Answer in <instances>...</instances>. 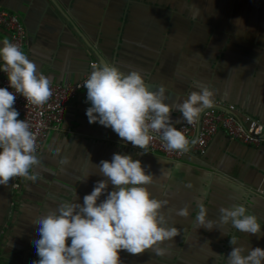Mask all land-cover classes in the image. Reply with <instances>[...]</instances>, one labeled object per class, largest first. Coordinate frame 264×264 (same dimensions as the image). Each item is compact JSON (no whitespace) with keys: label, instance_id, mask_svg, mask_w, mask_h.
Listing matches in <instances>:
<instances>
[{"label":"crops","instance_id":"crops-1","mask_svg":"<svg viewBox=\"0 0 264 264\" xmlns=\"http://www.w3.org/2000/svg\"><path fill=\"white\" fill-rule=\"evenodd\" d=\"M0 8L21 17L28 36L24 53L54 83L79 81L91 61L110 62L125 73L141 71L153 87L162 85L169 105L198 91V82L214 92L213 105H234L264 124V0H0ZM4 38L9 33L0 28ZM85 97L83 89L60 128L49 132L36 179L25 178L19 191L12 190L13 178L0 186V264L37 260L35 219L60 201L77 197L82 203L104 179L93 165L110 161L113 153L147 166L153 175L148 190L166 202L165 226L178 229L173 241L161 245L162 255L121 251V264H225L232 247L264 249V234L258 238L223 225L227 234L221 235L192 222L199 203L213 221L220 207L242 203L264 233V147L232 141L220 130L205 155L170 160L130 148L110 128L90 124ZM170 117L172 124L186 123L177 111ZM184 207L189 215H176Z\"/></svg>","mask_w":264,"mask_h":264},{"label":"clouds","instance_id":"clouds-1","mask_svg":"<svg viewBox=\"0 0 264 264\" xmlns=\"http://www.w3.org/2000/svg\"><path fill=\"white\" fill-rule=\"evenodd\" d=\"M0 73L8 87H0V186L14 177L35 180L37 164L36 135L23 119H17L13 107L16 96L33 105L45 104L52 95V78L38 70L37 64L7 38L0 40ZM86 89L85 116L90 124L110 128L134 148L145 149L155 134L169 151L187 152L196 140H189L173 127L170 112L177 111L193 124L199 114L214 104V92L194 82L192 90L179 103H166L162 85L151 86L141 71L126 73L114 63L93 64L83 80ZM64 163V161H61ZM98 180L82 203L60 201L55 208L39 215L34 223L38 239L33 241L37 260L32 264H121L120 252L136 255L151 250L162 255L164 242L178 235L175 226H165L161 209L166 203L155 198L147 188L153 175L139 159L113 153L98 165ZM89 176V175H88ZM86 176L81 181L87 179ZM109 185L112 190H108ZM103 196V199H101ZM192 221L197 229L230 225L241 233H261V223L248 213L242 203L219 208V219L207 218V209L199 203ZM187 217V207L176 210ZM67 241V243H66ZM236 245L235 240L229 241ZM225 264H264V249L232 247Z\"/></svg>","mask_w":264,"mask_h":264},{"label":"built area","instance_id":"built-area-1","mask_svg":"<svg viewBox=\"0 0 264 264\" xmlns=\"http://www.w3.org/2000/svg\"><path fill=\"white\" fill-rule=\"evenodd\" d=\"M0 28L9 33V41L16 44L22 52L27 43V31L21 17L6 9L0 8ZM95 60L90 62L99 64ZM44 74V73H43ZM83 77L75 83L66 85L53 83L52 95L43 105L26 103L23 97L17 95L13 107L18 111L17 119H23L29 123L30 130L36 135L35 155L39 156L42 145L51 130L60 128L69 103L78 95L83 88ZM0 87H8L5 74L0 73ZM189 140H196L187 152L169 151L155 134L144 151L156 153L163 157L179 161L185 156L196 154L205 155L209 143L218 131L223 130L229 139L253 147H264V124L248 115H242L240 109L234 105L217 104L203 110L193 124H172ZM127 146L134 148L130 143ZM25 178L14 177L12 190L19 191Z\"/></svg>","mask_w":264,"mask_h":264}]
</instances>
